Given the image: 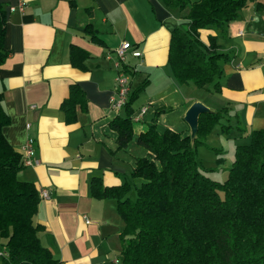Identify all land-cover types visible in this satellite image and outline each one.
<instances>
[{"label": "crops", "instance_id": "1", "mask_svg": "<svg viewBox=\"0 0 264 264\" xmlns=\"http://www.w3.org/2000/svg\"><path fill=\"white\" fill-rule=\"evenodd\" d=\"M2 1L7 60L0 68V104L9 117L2 130L19 152L27 137L35 140L40 164L23 167L18 178L34 182L39 190L32 219L42 225L36 233L58 264L121 260L124 221L117 200L93 197L91 180L99 176L107 185L129 181L131 189L132 183L137 188L141 177L131 174L136 158L153 157L138 144L137 135L155 117L157 123L166 122L164 128L178 131L167 116L176 112L180 131L191 134L184 116L193 101H201L211 110L225 108L224 114L248 133L264 127V0H249L224 31L199 29L204 43L216 36L227 55L219 59L223 73L204 87L179 82L169 63L172 30L187 21L188 6L171 7L163 0H24V11H11L20 0ZM123 41L133 45L123 65L129 94L139 89L135 101L147 109L128 145L118 148L110 120L125 115L126 105L115 110L111 96L119 74L116 49ZM75 45L85 50L75 56L83 57L78 65L72 57ZM135 49L142 55L134 56ZM72 85L83 90L86 108L78 102L74 119L68 120L61 105ZM135 101L133 115L140 112ZM41 189L49 190L50 197L43 198ZM5 241L0 237V249Z\"/></svg>", "mask_w": 264, "mask_h": 264}, {"label": "trees", "instance_id": "2", "mask_svg": "<svg viewBox=\"0 0 264 264\" xmlns=\"http://www.w3.org/2000/svg\"><path fill=\"white\" fill-rule=\"evenodd\" d=\"M163 1L171 7H189L187 21L180 22L171 34L169 63L175 77L199 87L213 83L223 73L219 59L227 55L220 51L216 36L204 43L199 29L213 26L224 31L249 0ZM86 30L96 36L90 25ZM6 32L7 8L0 0V68L7 60ZM80 50L85 51L76 45L72 48L77 65L83 58H75ZM214 88L219 89L218 83ZM82 91L72 85L62 101L68 120L74 119L78 102L86 108ZM138 92L129 94L126 114L110 120V127L118 133V148L127 146L135 134L133 102ZM225 110L199 114L195 139L168 127L160 129L156 117L145 130H139L138 144L153 157L136 158L131 174L142 181L135 199L128 195L129 181L107 185L99 176L92 178V196L116 199L124 221L121 260L116 264H264V127L250 133L249 143L236 145L235 158L222 182L203 172L197 157V145L222 123ZM7 123L9 117L0 104V237L6 239L2 245L7 251L1 264H58L60 260L36 233L42 228L32 219L39 190L34 182L18 178L25 166L21 153L3 133ZM221 126L226 129L230 124Z\"/></svg>", "mask_w": 264, "mask_h": 264}, {"label": "rangeland", "instance_id": "3", "mask_svg": "<svg viewBox=\"0 0 264 264\" xmlns=\"http://www.w3.org/2000/svg\"><path fill=\"white\" fill-rule=\"evenodd\" d=\"M134 105L135 107H138V109L142 106L138 99L135 101ZM167 113H169L167 115L169 120L168 122L176 126L178 131L183 130L177 125V123L181 121L179 114L176 112ZM122 115H124V112ZM229 117V115H224V117L221 118V122L224 124H230V127H225L226 129H224L221 126L222 123L217 124L212 131L206 135L203 142L199 143L196 148L197 157L202 165L203 172H205L212 179L221 182L227 178L228 169L235 158L234 150L236 145L247 144L251 139V132L248 133L244 127L239 128L237 123L229 119ZM141 124V122H134L135 127L138 129L141 127ZM157 125L160 129L167 126L166 122L163 124L157 123ZM146 127L147 125L145 124L141 128ZM218 148L222 150H217ZM135 186L136 185L132 183V189H130V194H128L133 199H135L137 195Z\"/></svg>", "mask_w": 264, "mask_h": 264}, {"label": "built area", "instance_id": "4", "mask_svg": "<svg viewBox=\"0 0 264 264\" xmlns=\"http://www.w3.org/2000/svg\"><path fill=\"white\" fill-rule=\"evenodd\" d=\"M26 2L24 0H20L16 5H11L10 10H25ZM133 45L128 41H123L116 49L117 59H116V67L119 69V74L116 77L117 81V89L114 95L111 96V107L115 110H120L128 100V96L130 93V81L128 74L124 71L123 65L126 64V52L130 50ZM132 54L134 56H141L142 53L139 50H133ZM262 63L264 64V58L262 59ZM127 66V65H126ZM147 107L144 106L140 109V112L136 115H133L134 121H139L141 116L146 111ZM30 125L28 124V127ZM21 160L24 166H36L40 164V159L36 156L35 151V140L32 136L27 137L26 141L23 143L20 149ZM40 195L43 198H49L50 192L47 189H41ZM86 222H90L89 218H85ZM7 254L5 248L0 249V256H4Z\"/></svg>", "mask_w": 264, "mask_h": 264}, {"label": "water", "instance_id": "5", "mask_svg": "<svg viewBox=\"0 0 264 264\" xmlns=\"http://www.w3.org/2000/svg\"><path fill=\"white\" fill-rule=\"evenodd\" d=\"M211 111V109L205 105L201 101H196L190 105V107L187 109L184 119L188 123L190 130H191V137L192 139H195L197 132H198V125H199V114L203 112Z\"/></svg>", "mask_w": 264, "mask_h": 264}]
</instances>
